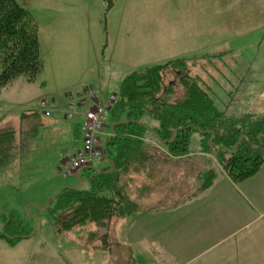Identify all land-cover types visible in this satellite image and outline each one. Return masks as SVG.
I'll return each mask as SVG.
<instances>
[{
    "label": "rangeland",
    "instance_id": "obj_1",
    "mask_svg": "<svg viewBox=\"0 0 264 264\" xmlns=\"http://www.w3.org/2000/svg\"><path fill=\"white\" fill-rule=\"evenodd\" d=\"M112 1L113 7L108 8L106 0H17L37 23L41 69L34 83L20 77L0 92V125L16 126L19 115L37 110L43 99L54 98L57 109L53 118L44 120L42 139L23 155L16 153V144L9 154L10 164L0 171V213L14 212L29 218L35 230L33 237L14 247L0 240V264H263L261 256L242 255L249 252L247 236L253 234L247 224L261 214L264 219V165L236 185L217 175L209 188L191 199L205 173L212 169L221 172L217 162L210 155L198 153L196 146V151L191 149L192 155L166 168L165 174L174 173L176 177L164 182L169 197L160 199V208L140 214L141 218L130 226L114 223L108 230L96 229L102 237L100 242L87 238V232H94L93 226L78 231L77 238L71 233L53 235L43 214L48 199L62 188L79 184L75 175L59 178L56 170L63 157L73 151L74 143L82 145V138L75 142L72 124L62 117L64 94L80 93L95 75L90 88L103 89L105 96L108 92L116 95L120 82L112 78L115 73L120 78L121 74L152 65L194 57L200 61L206 53L231 50L227 51V60L233 54L250 60V75L252 81L257 80L261 95L243 105L248 111L264 110V0H197L196 8L192 7L194 13L188 0ZM217 60L213 67L221 73ZM185 66L190 75L207 70L193 60ZM170 70L165 71V85L175 81L174 70ZM177 87L173 99L182 93ZM246 96L254 97L252 89ZM108 114L97 136L99 147L110 135ZM38 133L41 131L35 136ZM153 151L164 159V151L154 149L150 154ZM103 166L101 162L93 164L98 170ZM154 190L162 193L161 186ZM186 199L191 200L181 203ZM257 224L263 227V220ZM102 235H108V240ZM260 251L255 245V252Z\"/></svg>",
    "mask_w": 264,
    "mask_h": 264
},
{
    "label": "trees",
    "instance_id": "obj_2",
    "mask_svg": "<svg viewBox=\"0 0 264 264\" xmlns=\"http://www.w3.org/2000/svg\"><path fill=\"white\" fill-rule=\"evenodd\" d=\"M106 1L108 8H112L113 1ZM39 47L38 26L33 16L17 0H0V91L20 77L28 83L36 81L41 69ZM227 51L231 50L206 53L200 61H196L197 57L176 59L173 64L131 71L120 79L116 95L108 92L105 96L99 87L64 94L62 117L72 124L75 142L82 138V144L85 115L92 104L91 101L86 107L80 106L83 100H88L84 94L99 91L98 101L103 100L104 104L114 97L106 112L113 126V136L108 137L103 147L102 169L87 165L80 170L79 176L70 174L76 176L79 185L62 188L48 199L43 214L54 236L71 233L77 238L78 231L84 232L93 226L95 230L87 232V238L100 242L102 237L97 230H108L109 225L119 222L129 226L141 218L140 214L155 210L144 200L156 193L157 186H161V192L165 190L164 182L169 183L176 177L174 173L172 176L165 174L166 168L171 162L192 155L191 149L210 155L232 185L257 174L264 165V110L248 111L243 102H254L261 96L258 82L252 81L250 60L243 61L236 54L227 60L230 57ZM191 60L200 68L205 65L207 70L200 69L199 75H190L185 64ZM214 60L222 67L221 73L213 67ZM168 68L174 70L175 81L165 85ZM177 84L182 93L173 99ZM251 89L254 97L246 96ZM40 102L54 107L42 110ZM56 109L54 98L43 99L37 104V110L19 115L16 126L12 123L0 125V171L10 164L12 156L9 154L16 144V153L23 155L33 143L42 139L41 127H45V123L41 118H53ZM38 130L41 133L35 136ZM74 144L73 151L63 157L56 169L59 178L70 176L63 177L60 171L82 147ZM154 149L164 151V159L154 151L150 154ZM216 176L214 169L205 173L203 183L191 198L209 188ZM0 219V240L10 246L35 235L29 218L24 219L14 212H1ZM102 236L104 240L109 238ZM107 248L110 250L111 245Z\"/></svg>",
    "mask_w": 264,
    "mask_h": 264
},
{
    "label": "built area",
    "instance_id": "obj_3",
    "mask_svg": "<svg viewBox=\"0 0 264 264\" xmlns=\"http://www.w3.org/2000/svg\"><path fill=\"white\" fill-rule=\"evenodd\" d=\"M99 95V91H87L84 94L88 100H83L82 106L86 107L88 102L91 101L93 106L85 115L86 121L83 128L84 138L82 147L63 165L60 171L63 177L72 173L78 174L83 167L102 161L103 152L102 148L99 147L97 136L102 132L104 116L111 107L114 97H110L108 102L104 104L98 101ZM53 107L54 105L52 104L48 106L44 102H40V108L42 110L51 109Z\"/></svg>",
    "mask_w": 264,
    "mask_h": 264
},
{
    "label": "crops",
    "instance_id": "obj_4",
    "mask_svg": "<svg viewBox=\"0 0 264 264\" xmlns=\"http://www.w3.org/2000/svg\"><path fill=\"white\" fill-rule=\"evenodd\" d=\"M189 1V10L191 11V12H193V10H192V7L194 6L195 8H196V6H197V0H188ZM194 13V12H193ZM188 31V30H187ZM225 46H222V48H224ZM112 64V63H111ZM113 65V64H112ZM111 65V66H112ZM91 73H94V71L93 70H91ZM122 76L119 78V75L117 74V73H115L114 75H113V77L111 76V74H109L108 75V78H113V79H115V80H118V82L120 81V79H122L123 78V75H125V74H121ZM98 76V75H97ZM97 76L95 75L94 76V81L93 82H90V83H88V84H85V86H83V87H85L83 90H86V89H89L90 87L89 86H92L93 84H94V82H95V80H96V78H97ZM1 92V91H0ZM0 111L1 112H3V109L1 110V105H0ZM2 117V116H1ZM43 119V120H42ZM44 120H45V118H41V122L43 121L44 122ZM110 134H111V129H110ZM82 137V136H81ZM108 139V138H107ZM81 144V143H80ZM104 147V146H103ZM217 175H220V179H222V180H225V181H227L228 183H230L226 178H225V176L222 174V173H220V174H218L217 173ZM79 185V184H78ZM81 185V184H80ZM230 185H232L231 183H230ZM213 187V186H212ZM165 194V195H164ZM198 196H200V195H198V194H196L193 198H195V197H198ZM163 197H165V198H167V197H169V192H167L166 190H164V191H162V193H154V194H152L147 200H144L145 201V203H147L148 205H150L151 206V208H153V209H155V208H157L159 205H158V203H159V201H160V199L162 200V198ZM191 198V197H190ZM168 199V198H167ZM192 199V198H191ZM191 199H186V200H183L181 203H186L187 201H189L190 202V200ZM176 200V199H175ZM174 200V201H175ZM171 201H173V198L171 199ZM179 201H181V200H178V202ZM139 220V219H138ZM263 220V227L262 226H260L259 224H257L259 221H262ZM120 224H122L121 222H119ZM131 224H134V222L133 223H131ZM248 225V227L249 228H253V234H248V236H247V250L249 251V252H247V255L246 254H244V255H242V258L244 257H249V258H258V257H262L263 258V264H264V240H263V237H264V219H262V214L259 216V219H256V220H253V221H251L250 223H248L247 224ZM247 225H246V227H247ZM122 226H123V224H122ZM130 226V225H129ZM258 233H260V234H258ZM255 237V241H253V238ZM221 242V241H220ZM255 245H257L259 248H261V251L260 252H255ZM208 250V249H207ZM203 252L205 253L206 252V250L205 251H202L201 253H199V258H198V260L197 261H199V259H201V257H202V254H203ZM235 257L237 258L238 256H236L235 255ZM171 258H173V256H171ZM174 262H175V260H174ZM188 263V261L187 262H185V263H183V264H187ZM255 264H256V261H255Z\"/></svg>",
    "mask_w": 264,
    "mask_h": 264
},
{
    "label": "water",
    "instance_id": "obj_5",
    "mask_svg": "<svg viewBox=\"0 0 264 264\" xmlns=\"http://www.w3.org/2000/svg\"><path fill=\"white\" fill-rule=\"evenodd\" d=\"M111 135H113V126L111 127Z\"/></svg>",
    "mask_w": 264,
    "mask_h": 264
}]
</instances>
